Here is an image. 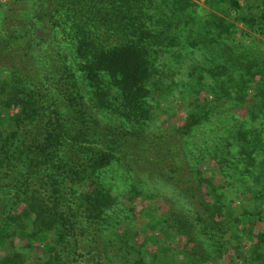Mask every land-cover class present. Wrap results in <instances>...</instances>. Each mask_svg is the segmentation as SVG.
<instances>
[{
	"label": "trees",
	"instance_id": "obj_1",
	"mask_svg": "<svg viewBox=\"0 0 264 264\" xmlns=\"http://www.w3.org/2000/svg\"><path fill=\"white\" fill-rule=\"evenodd\" d=\"M197 1H13L7 26L0 28V58H4L0 60L4 71L0 77V245L16 237L28 243L22 247L9 243L0 264H27L23 251L29 253L37 241L46 243L47 253L52 254L39 264H79L78 250L85 249L90 237H98L116 205L104 174L131 153L133 143L138 150L150 145L161 149L153 151L150 165L165 175L168 171V181L180 185L196 208L195 220L203 231L217 246L225 247L224 198L211 186L216 200L206 199L201 155L191 145L197 130L210 121L212 108L198 104L186 124L168 139L149 134L152 117L147 101L159 73L161 48L183 43L185 33L193 34L199 26L211 27L213 36L226 26L217 16L200 24L193 9ZM204 1L212 7L225 2L227 13L242 10L241 0ZM189 39L190 35L187 41L197 44ZM68 41L93 88L89 104L64 50ZM202 42L214 53L215 42ZM221 68L220 73L230 74L229 68ZM203 70L219 86L217 68ZM260 96L264 105L263 91ZM62 101L71 109L63 115ZM94 108L98 110L93 112ZM106 113L125 122L116 126L105 119ZM129 127L133 129L126 131ZM263 133L259 128L238 129L215 146L222 158L214 159L220 166L229 164L228 173L234 169L231 177L239 173L249 178L256 200L264 204ZM125 137L137 142L124 147ZM258 237L255 260L264 259V233Z\"/></svg>",
	"mask_w": 264,
	"mask_h": 264
},
{
	"label": "rangeland",
	"instance_id": "obj_2",
	"mask_svg": "<svg viewBox=\"0 0 264 264\" xmlns=\"http://www.w3.org/2000/svg\"><path fill=\"white\" fill-rule=\"evenodd\" d=\"M13 1L0 0V28L7 26L5 20ZM241 2L242 10L227 13L225 2L212 7L204 0L197 1L193 9L200 24L204 25L217 16L225 20L226 26L218 36H213L211 27H206L208 30L199 26L195 33H185L183 43L162 47L157 56L159 73L154 76L152 94L147 101L152 117L149 134L153 138L168 139L176 135L177 129L186 124L187 117L198 104L212 108L210 121L203 129L197 130L191 145L201 155L199 168L205 180L202 189L206 199L216 200L211 186L217 187L223 195L225 208L222 220L227 227L223 237L225 247L217 246L203 231L195 220L196 208L185 197L180 185L168 181V171L165 175L158 167L150 165L149 159L155 156L153 151L160 153L161 149L150 145L138 150L137 143H133L131 153L104 174L106 182L113 188L116 205L109 212L107 225L97 233L98 237H90L86 240L85 249L78 250L75 259L79 264H131L137 260L144 264H181L188 261L196 264H264V259L255 260L257 255L254 254L258 235L264 233V204L256 200L249 178L239 173L231 177L235 174L234 169L228 173L229 164L220 166L214 159L222 158L216 154L215 146L238 129L259 128L264 132V109L261 111L257 105H261L260 93L264 92V0ZM188 35L191 36L189 40L197 42L196 45L187 41ZM205 39L215 42L211 44L214 53L202 42ZM70 43L64 44V50L71 59L85 101L89 104L93 88ZM0 66L2 68L1 61ZM211 66L216 67L220 74L219 86L215 78L203 70ZM222 66L230 69L228 76L220 73ZM3 72L0 71V77L4 76ZM222 81H226L225 85ZM69 110L67 102L62 101V115ZM97 110L92 109L93 112ZM117 116L106 113L104 117L119 126L125 121ZM129 129L133 128L126 131ZM125 139L124 147H128L127 143L137 142ZM199 148L206 152L202 154ZM231 150L237 152V146ZM227 158L231 159V156L227 155ZM13 241L18 247L28 243L18 237L8 239L6 244L0 245V255ZM23 252L27 264H39L50 254L46 251V243L40 241L31 246L29 253L27 250Z\"/></svg>",
	"mask_w": 264,
	"mask_h": 264
}]
</instances>
